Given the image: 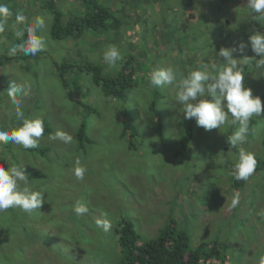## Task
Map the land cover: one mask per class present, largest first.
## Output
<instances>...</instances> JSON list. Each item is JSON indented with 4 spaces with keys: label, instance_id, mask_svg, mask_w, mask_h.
Instances as JSON below:
<instances>
[{
    "label": "rangeland",
    "instance_id": "rangeland-1",
    "mask_svg": "<svg viewBox=\"0 0 264 264\" xmlns=\"http://www.w3.org/2000/svg\"><path fill=\"white\" fill-rule=\"evenodd\" d=\"M22 1L17 0L20 4ZM77 1L63 0V11L66 15L74 4L75 8L81 6L80 0L74 3ZM156 1L147 0V2L140 3L138 12L136 11L135 14L128 6L126 9L128 13H125V25L121 29L118 28L112 37L87 31L76 39L67 38L62 42H52L46 35V26L40 27L38 35L45 38L43 52L47 56L42 55L44 58L40 59L37 68L41 72L37 75L34 74L33 66L29 69L23 66L25 62L12 59L13 54L9 51L11 44L4 36H0V126L12 129L22 124V120L15 116V107L7 96V87L12 81H16L26 83L29 88L27 95L20 97L22 111L26 118L42 117L49 124L51 133L61 130L74 137V143L68 145L59 140L50 139L49 134L44 135L38 147L39 149L49 147L50 151L40 153V155L32 149L25 150L22 146L11 143L0 145V160L6 169L7 163L24 165L30 184L37 189L46 190L45 203L38 210L39 213L29 215L19 209L0 212L2 222V226L0 225V264H116L119 260V248L114 241V236L101 233L99 227L98 231H95L97 239L84 243V249L76 244V237H71V245L62 242L65 233L69 235L74 231L76 236L82 235L79 226L72 221L71 210L65 206L71 203L74 207L77 201H81L78 192L84 187L85 179L89 180L94 168L100 167L103 162L111 164L112 168L121 170L126 166L132 168L142 163L140 158L143 152L145 153L144 160H146L144 175L148 188L153 190L152 201H146L144 198L142 201L137 196L131 195L130 204L126 205L124 201L127 198L124 193H120L123 188H114V193L119 202L129 207L127 209L131 210L132 217H140L137 230L144 239H155L159 235L158 232L163 228L166 220L165 211L170 208L169 200L174 199L173 216L177 219L180 218L179 214L185 216L186 224L192 227L195 223V219L191 218L195 217L191 215L194 212V206L188 199H182L185 194L181 196L178 194L183 185L187 183L185 181L189 182L186 184V193L189 192V188L193 190L199 183L205 192L204 200L207 204L205 209L200 208V210L208 211L201 212L202 214L197 216L196 226L189 230L192 250L200 246L201 241L207 243L216 241L220 244H229L230 247L237 249L244 248L246 253L243 261L246 264H259L261 255H264V172L260 174L254 172L239 192L230 189L229 178L222 175L224 172L230 175L231 169L226 164L227 161L235 164L233 158L238 159V150L230 149L226 155L222 153L227 136L235 132L237 126H226L220 130L213 129L207 132L195 126L194 119H184L181 106L174 101V91L168 88H159L161 90L158 97L165 96L162 116L158 113L154 116L148 112V103L153 99V87L150 84L151 72L156 68L173 64L179 66L187 75L186 70L191 67L183 66V63L187 57L192 59L194 55L189 52L186 56L187 51L183 52L184 50L180 48L179 51L177 48L176 50L165 49L159 37H152L154 34L150 32L151 28L143 32L135 23V18L146 16L148 19H153L160 5L162 9H165V6L170 9L174 4L179 9L181 3L184 2L183 10H177V14H187L189 25L198 28L200 23L196 24L195 21L199 8L198 4L194 6L193 4L198 2L210 10L214 0H168L162 4ZM223 4L224 12L220 11L218 15L229 13L231 17L222 18L225 26L235 25L240 29L243 28L246 23L243 14L246 11L238 8L237 5L230 4L229 1ZM188 5H191L190 8ZM32 15H25L27 23L32 22ZM184 15L180 17L181 21L184 20ZM219 20L217 16V21ZM261 22L262 29H264V19H261ZM148 23H151L150 20ZM12 24H9L4 32L9 39L15 36ZM156 26L158 28L161 25ZM198 30L200 33L201 25ZM201 36L203 38L198 39L199 43L194 50L195 64L203 63V58L208 70L212 71L216 64L215 54L203 49L202 41L209 36ZM226 42L229 44H224L225 48L232 47L231 41ZM109 45H116L123 56V59L118 61L114 67H109L103 60V53ZM133 57L138 58L137 62L134 63ZM83 60L101 65L105 75H111L113 69H120L125 60L131 61L130 70L136 69V65L143 62L149 64V70L136 74L135 78L139 88L133 92L132 97L118 101L106 97L102 93V87L96 86L92 77L85 76L83 73L80 74L82 80L73 79L74 73H68L71 80L67 86L60 84L59 73L54 70L53 65L58 62L81 64ZM253 93L259 95L255 91ZM8 112L12 113L13 122L10 121V117L6 116ZM84 119L87 135L94 141L90 146L92 150L87 155L78 150L75 137L76 128L85 122ZM160 120L163 122L166 139L169 136L168 145L160 141L158 126H156ZM124 123L134 125L143 137L144 141L138 140L142 142L143 151H128L123 141L120 140ZM188 125L195 126L196 143L191 142L193 148L181 152L178 148L179 135L183 133L182 128ZM263 139L264 125L257 123L250 139L242 147L264 160ZM77 158L83 166L86 167L85 164H87L90 168L87 169L83 180H77L72 172ZM232 163L230 164L233 165ZM214 167L215 169L211 171ZM32 171L42 173L43 177L31 179ZM97 178L99 179L100 175H97ZM218 178L221 179L220 188L217 186L218 191L220 190L219 194L214 193L209 200L208 193L211 191V185L216 184ZM202 179L206 184H203ZM75 191H77L76 194ZM237 193L240 203L236 208H232L231 202ZM96 199L91 201L89 198L85 202L89 210H91L90 201L95 202ZM196 206L199 207V204L197 203ZM91 218L99 220L104 218V214L98 210H92ZM241 248L238 253L243 252ZM228 263L235 264L232 260Z\"/></svg>",
    "mask_w": 264,
    "mask_h": 264
},
{
    "label": "trees",
    "instance_id": "trees-1",
    "mask_svg": "<svg viewBox=\"0 0 264 264\" xmlns=\"http://www.w3.org/2000/svg\"><path fill=\"white\" fill-rule=\"evenodd\" d=\"M65 1V0H64ZM81 6L74 7L67 12L66 15L63 11V0H23L20 4L17 0H3L9 8L13 12V16L8 20L6 29L8 25L14 23L15 13L22 12L24 15H32L33 19L31 23H26L23 25H18L19 28H27L32 26L36 17L44 18V27L46 26V35L48 40L54 42H62L64 39L71 38L76 39L81 35L85 34L87 31H91V33H96V35L107 34L113 36L114 32L119 28L123 27L125 20V13H128L126 10L129 6L132 12L138 10V5L140 3L147 2V0H80ZM156 1V0H155ZM168 0H157L156 2H160L161 4L167 2ZM199 1V0H198ZM229 1L230 4L237 5L238 8L245 10L246 12L243 14L246 23L243 28L235 27L232 25L231 27H226L222 18H231L229 13H224V15L219 16L218 13L223 10V2ZM77 2L74 3H78ZM212 7L210 10L205 8V5H200L198 2L194 3V5L198 4V17L195 21L196 24L201 25L202 30L199 33L197 27H193L190 24L189 16L187 14L184 15V20L181 21L180 17L183 15H178L177 10L184 8L185 3H181V7L178 9L174 4L168 8L165 6V9H162L161 5L159 11L156 13L153 19H148L146 16H139L137 19L135 18V23L138 24L139 28L146 32L147 29L150 30L152 37H159V40H162V44L165 49H175L179 51L181 50L187 51L188 53H193L194 57L190 59L187 57L183 66H190L191 69L186 70L190 72L191 70H195L200 67V65H205V59L202 57L203 63L195 64V49L199 42V38H203L201 35H207L205 41H202L204 44V50H210V53L215 54L214 62L215 66H222L225 62L222 58H219L216 52H219L221 47H224V44H229L226 41H231V45L234 46L238 42H248V37L255 32L264 33V29H262L261 18L256 15H250L249 10L247 8V0H214ZM239 4V5H238ZM183 5V6H182ZM191 5H188L190 8ZM215 8L217 10H215ZM200 9L202 10L200 12ZM32 10H34L32 12ZM171 10V11H169ZM138 12V11H137ZM247 13V14H246ZM162 14V15H161ZM151 16L150 14H148ZM246 15V18H245ZM128 16V15H126ZM217 16L220 18L217 21ZM150 20V24L148 23ZM161 25L157 28L156 25ZM164 25V26H163ZM163 26V27H162ZM218 26V27H216ZM212 30V31H211ZM111 33V34H110ZM38 34V31H37ZM115 35V34H114ZM0 36H4L8 39V42L11 44L20 43L23 39L27 38V32L25 31L24 37H16L8 35L11 39L7 38L4 33H0ZM210 46V47H209ZM199 48V46H198ZM214 48L215 50H212ZM43 56H47L45 52H40L36 56H23L20 53L13 55L12 59L15 61L25 62L27 68H31L33 66L34 74L37 75L40 70H38V65L40 63V59H43ZM246 55L252 57L254 53L251 51L249 46ZM234 58L240 59L242 58L238 54H234ZM259 59V57H256ZM134 63L137 62V57L132 58ZM195 59V60H194ZM130 60H125L120 65V69H113L111 75H105L101 65L99 64H91L87 60H83L81 64H70L67 62L55 63L53 68L55 71L59 73V82L62 86L66 87L68 82L71 80L68 73H74L73 79L82 80L81 73L85 76L89 75L92 77L93 83L102 87V93L106 97H111L112 99L118 101H124L129 97H132L134 91H136L138 87V83L136 81V74L149 70V64L143 62L138 63L136 65V69H129ZM140 64V65H139ZM81 65V66H80ZM263 69L264 64L258 65L257 61L254 59L251 62L243 65V70L245 73L244 84L246 87L252 89V91L259 93L254 96H259L264 103V77H263ZM39 78V77H38ZM69 78V79H66ZM159 88L153 87V99L148 103V112L155 116L158 113L159 116H162L164 110H162L163 100L165 96H160ZM89 106V105H88ZM86 107V106H84ZM90 109V106H89ZM6 116L10 117V121L13 122V115L11 112H8ZM12 116V117H11ZM85 121V119H84ZM45 122V134L51 133V129L49 124ZM195 122V120H194ZM258 124L264 125V117H253L249 124V136L253 132V129ZM158 131L160 134V141L164 144V142L168 145V138L166 139V132L163 126V122L161 120L157 123ZM195 126L196 123H195ZM195 126L188 125L183 129V133L179 135L178 139V148L181 152L189 151L192 149L191 142L195 141ZM238 128V125H236ZM237 130V129H236ZM127 134H129L127 136ZM76 147L78 150L88 154L91 144L94 143L88 135L86 131V121L82 122L81 125L76 128ZM228 137V136H227ZM143 140V137L138 133L136 127L130 123H124V128L122 135L120 136V140L123 141L125 147L128 151H138L142 150V142H138V140ZM262 146L264 147V139L262 140ZM32 149L37 152L39 155L44 154L50 151V148ZM231 150H237L236 148H232L226 142V145L223 147L222 153L226 155ZM143 151V150H142ZM238 153V152H237ZM236 153V154H237ZM258 157V156H257ZM93 158V157H92ZM145 153L140 158L142 163H139L137 166L130 168L126 166L125 169L121 170L118 168H112L111 164L103 162L102 165L98 168H94L92 173L89 176V180L86 181L85 185L78 192L79 197L81 198L80 202H87L90 198L91 201L95 200V202H91V210L88 213L78 216L73 211V207L71 203L66 205L65 207L71 210V218L75 225L79 226L82 231V235L80 237L75 235V232H70L69 235L64 234V240L62 241L64 244L71 245V237H76L77 242L81 249H84V245L88 242H92L97 239V234L95 231H98V227L96 225V219L91 218V211L98 210L102 214H106V217L111 221V228L107 231H104L103 228H100V232L105 235L114 236V241H116L117 247L119 248V260L116 264H229V260H232L235 264H246L243 260L245 259L246 251L244 248H241L242 253H238L240 248L230 247V245H226L223 243H218L216 241L207 243L205 241H201L200 246H197L192 250L190 245L191 235L190 228H194L197 224L198 215H201V212H207L208 210L201 211L200 208L205 209L207 204L205 203L204 197L205 192L202 186L198 183L197 187L193 190L188 189L189 192L186 193V184L188 181H185V185H183L181 191L179 192V196L185 194L182 199H188L191 204L194 206V212L191 215L195 217H191L195 219V223L192 227H188L186 224L187 218L185 216H180L179 219L173 216L174 212V204L173 200L168 201L169 209L165 211L166 220L163 228L159 230V235L157 238L153 239H144L143 236L137 230L139 225L137 224L140 221V217H132L130 212L131 210L127 209L126 205L130 204L131 195L137 196L140 200L143 201V198L147 200H151L153 196V190L148 188L146 178L144 175V167L146 165ZM236 162V158H233ZM259 160V170L264 172V160L260 157ZM138 162L139 159H137ZM257 161V162H258ZM232 163L231 161H229ZM227 161V165L230 167L231 171L233 170V165H231ZM0 164H4L0 160ZM225 164V165H226ZM86 168L90 169L87 164ZM226 165V166H227ZM216 167V166H215ZM212 168V170L215 169ZM97 175H100V178H97ZM222 175L226 178H229L230 189H233L236 192H239V189L243 187L247 181H237L232 175H228L226 172L222 173ZM31 179L42 178L43 174L40 172L30 173ZM216 178V177H215ZM216 182V184L211 185V191L208 193V198L213 197L214 193H218L217 186L220 188L221 179ZM108 180V181H107ZM127 180V182H126ZM181 182V181H179ZM203 184H206L204 179H202ZM122 185V186H121ZM116 187H121L122 191L120 193H124V196L127 198L124 203L119 202L115 196ZM160 187V186H157ZM115 188V189H114ZM119 192V191H118ZM77 191H75V194ZM109 200V204H108ZM199 204V207L196 204ZM141 205V204H140ZM165 205V204H164ZM189 206V205H188ZM112 208V212H111ZM161 209L160 207H158ZM190 208V206H189ZM132 209V208H131ZM185 209V208H184ZM192 210V209H190ZM39 213V211L34 212L33 214ZM13 215H15L12 212ZM187 215V214H186ZM182 217H184L182 219ZM0 225L2 226V222L0 219ZM76 241V240H75ZM85 243V244H84ZM233 248V249H230Z\"/></svg>",
    "mask_w": 264,
    "mask_h": 264
},
{
    "label": "clouds",
    "instance_id": "clouds-1",
    "mask_svg": "<svg viewBox=\"0 0 264 264\" xmlns=\"http://www.w3.org/2000/svg\"><path fill=\"white\" fill-rule=\"evenodd\" d=\"M247 8L250 15L264 19V0H247ZM12 16L9 6L0 0V33L6 31L7 22ZM26 23L27 17L22 12H16L12 24L14 34L22 38L26 31L27 38L13 44L9 51L13 55L20 53L34 57L45 49V38L37 34L45 21L43 17H36L32 26L26 29L17 27ZM249 46L254 53L252 57L246 55ZM216 54L225 63L222 66H213L212 71L202 64L185 75L179 66L169 64L151 72L150 84L154 88L173 90L174 101L181 106L184 119H194L197 127L206 132L238 125L237 130L227 137L228 145L238 150V159L229 174L237 181H247L255 172L258 162L255 153L246 150L242 145L248 142L252 118L264 117V103L259 96L253 95L251 88L245 86L243 65L254 59L258 65L264 64V33L255 32L248 37L247 43L238 42L232 47H221ZM234 54L242 58H234ZM121 59L123 56L116 45H109L103 53V60L109 67H114ZM28 90L26 83L16 81H12L7 87V96L15 107V116L22 120V124L12 129L0 126V145L11 143L22 146L25 150L39 146L45 134V122L42 117L24 116L20 97L27 95ZM49 138L68 145L74 143L73 135L61 130L49 133ZM74 164L73 175L77 180H83L87 168L79 158ZM7 165L6 169L4 164H0V212L19 209L31 215L40 210L45 203L46 190L37 189L30 184L24 165ZM239 203L240 197L237 193L233 196L231 207L236 208ZM73 211L82 216L88 213L89 208L85 203L77 201ZM96 225L105 231L112 226L106 214L104 218L96 221ZM259 264H264V255H261Z\"/></svg>",
    "mask_w": 264,
    "mask_h": 264
},
{
    "label": "flooded vegetation",
    "instance_id": "flooded-vegetation-1",
    "mask_svg": "<svg viewBox=\"0 0 264 264\" xmlns=\"http://www.w3.org/2000/svg\"><path fill=\"white\" fill-rule=\"evenodd\" d=\"M256 158H257V161H258L259 160L258 159L259 157L256 156ZM255 172H258V173L261 172V169L259 170V161L257 163V168H256Z\"/></svg>",
    "mask_w": 264,
    "mask_h": 264
}]
</instances>
